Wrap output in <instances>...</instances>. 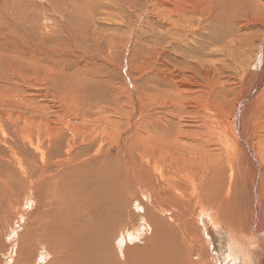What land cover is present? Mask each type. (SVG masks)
Here are the masks:
<instances>
[{"label": "rangeland", "instance_id": "rangeland-1", "mask_svg": "<svg viewBox=\"0 0 264 264\" xmlns=\"http://www.w3.org/2000/svg\"><path fill=\"white\" fill-rule=\"evenodd\" d=\"M166 3V0H0V264H33L37 254L46 257L43 233L34 224L36 215L44 210L43 193L36 187L41 170L45 169L46 175L54 174L70 166L69 159L75 160L73 165L78 163L91 172L89 179L100 184L102 193L114 191L115 174L122 179L123 155L117 149L119 134L126 129L127 118L136 106L139 109L134 119L142 122L145 96L149 90L156 92L162 82L158 67L171 69L179 63L180 52L159 39L158 13ZM201 6L216 20L209 25L212 43H221L218 37L226 33L222 45L200 44L197 55L201 50L209 54L203 60L207 67L216 69L213 80L207 81L214 86L212 101L229 110L237 95L240 97L247 91L248 80L255 83L261 72L258 65L264 46V0H202ZM196 80L200 85L203 74H197ZM243 106L242 117L247 104ZM125 132L130 138L131 131ZM224 152L216 151L213 157ZM262 168L260 175L264 174ZM209 171L214 174L212 167ZM239 173L245 183L244 174L240 170ZM225 180L220 182L223 201L233 203L238 199L236 191L233 196ZM261 181L263 205L264 178ZM138 191L127 190L125 194L133 193L142 202L143 196ZM56 196L61 200L58 221L66 222L68 216L63 211L68 208L73 213L78 211V207L67 208L66 201L72 197L79 204L87 200L83 176L66 177ZM245 197L243 193L242 198ZM126 207L133 217L125 219L128 222L120 227L139 225L131 234L137 232L138 238L133 242H140L144 229L142 207L134 205L133 199L126 202ZM79 211L80 221L85 222V213L80 208ZM240 211L238 206L233 210L234 219L241 218ZM195 218L203 237L208 239L216 264H247L244 250L249 254L250 264H264V232H252L254 235L249 237L248 216H244L247 236L243 240L232 238L228 226L214 230L206 218H201L198 208ZM63 227L57 222L52 225L48 237L52 246L60 239L56 230Z\"/></svg>", "mask_w": 264, "mask_h": 264}, {"label": "bare ground", "instance_id": "bare-ground-1", "mask_svg": "<svg viewBox=\"0 0 264 264\" xmlns=\"http://www.w3.org/2000/svg\"><path fill=\"white\" fill-rule=\"evenodd\" d=\"M191 1L183 6L166 0L158 13L159 39L180 52L179 63L171 69L158 67L162 82L156 92L146 88L149 92L145 96L146 105L142 107L145 109L142 122L134 119L138 106L128 116L127 127L118 137L117 149L123 155L122 179L118 173L114 175V191L100 192V184L89 179L91 172L78 163L73 165L75 160L72 162V159L67 161L70 166L57 173L46 175L45 169L36 173L39 174L36 187L43 193L44 210L36 215L34 224L43 233L46 257L37 254L33 264H216L208 239L203 237L195 218L197 208L201 218H206L214 230L228 226L232 238H246L244 216L251 221L249 237L254 235L252 232H264V204L261 205L264 174L260 175L261 167L264 169V86L259 90L264 85V46L259 55L261 72L257 81L252 84L251 80L250 84L247 79V91L240 97L237 95L229 110L214 104V86L207 81L213 80L216 69L206 66L203 58L209 54L206 55L205 50L197 54L200 44L222 45L226 33L218 37L221 43L213 44L209 25L216 21L214 16L205 13L202 0ZM220 48L226 49L225 46ZM197 74L204 77L200 85ZM130 99L137 103L136 98ZM244 103L247 106L242 117ZM125 131H131L130 138ZM222 149L224 154L213 157ZM209 167L213 175L208 172ZM239 170L244 174L245 183ZM82 176L86 202L79 204L77 198H69L67 208L78 207V211L73 213L68 208L63 211L68 216L67 221H58L61 200L56 191L59 185L66 177ZM223 179L228 188L231 187L229 191L233 196L236 191L238 199L233 203H224L220 188ZM136 188L143 196L142 202L135 199L133 193L125 194ZM243 193L247 199L242 198ZM129 199L142 207L140 217L144 229L140 232L143 237L140 242H133L138 238L137 232L131 234L139 225L120 227L128 222L125 219L133 217L126 207ZM237 206L238 210L241 207L240 219L232 215ZM79 208L86 215L85 222L80 221ZM54 222L64 227L56 230L60 239L52 246L48 237ZM242 254L250 264L249 254L245 250Z\"/></svg>", "mask_w": 264, "mask_h": 264}]
</instances>
